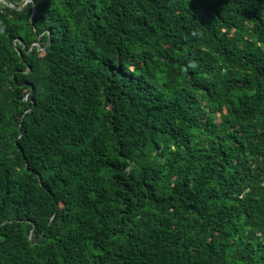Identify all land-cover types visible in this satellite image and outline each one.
Wrapping results in <instances>:
<instances>
[{
	"label": "trees",
	"instance_id": "obj_1",
	"mask_svg": "<svg viewBox=\"0 0 264 264\" xmlns=\"http://www.w3.org/2000/svg\"><path fill=\"white\" fill-rule=\"evenodd\" d=\"M6 1L0 264H264V0Z\"/></svg>",
	"mask_w": 264,
	"mask_h": 264
},
{
	"label": "water",
	"instance_id": "obj_2",
	"mask_svg": "<svg viewBox=\"0 0 264 264\" xmlns=\"http://www.w3.org/2000/svg\"><path fill=\"white\" fill-rule=\"evenodd\" d=\"M2 1H4L7 5H10V6H12L9 2H7L6 0H2ZM35 11V10H34ZM32 232H33V230L31 231V233H30V239H31V237H32Z\"/></svg>",
	"mask_w": 264,
	"mask_h": 264
}]
</instances>
